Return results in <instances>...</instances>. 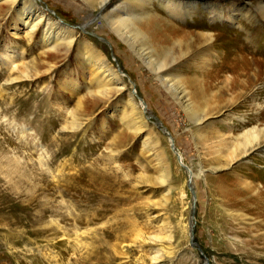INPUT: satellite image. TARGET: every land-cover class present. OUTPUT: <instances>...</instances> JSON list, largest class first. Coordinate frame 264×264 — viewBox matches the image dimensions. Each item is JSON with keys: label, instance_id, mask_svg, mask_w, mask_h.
<instances>
[{"label": "rangeland", "instance_id": "rangeland-1", "mask_svg": "<svg viewBox=\"0 0 264 264\" xmlns=\"http://www.w3.org/2000/svg\"><path fill=\"white\" fill-rule=\"evenodd\" d=\"M37 1L78 44L68 54L43 49L45 27L30 43L18 9L0 2V264H264V136L245 156L232 151L239 134L264 128V0L186 8L192 16L178 23L195 33L165 44L177 59L205 52L196 32H213L214 65L240 55L254 84L232 104L226 72L215 88L190 85L193 98L182 105L99 12ZM85 44L111 64V90H100L78 57ZM7 53L13 69L2 62ZM171 72L196 75L185 57ZM192 102L208 111L202 125ZM132 104L146 125L135 122ZM190 182L203 254L190 246Z\"/></svg>", "mask_w": 264, "mask_h": 264}, {"label": "bare ground", "instance_id": "bare-ground-1", "mask_svg": "<svg viewBox=\"0 0 264 264\" xmlns=\"http://www.w3.org/2000/svg\"><path fill=\"white\" fill-rule=\"evenodd\" d=\"M1 1L10 4L12 8L16 7L18 9L19 20L25 26L24 37L30 43L35 40L39 30L42 27H45L42 36L43 49L55 52L64 49L68 54L71 53L78 44V38L74 29H69L64 23L61 24L59 20L48 15L47 13L49 10H47V12L43 9V7L38 4L37 0H0V2ZM64 1L70 6L79 8L86 14L99 12L101 19L106 22L119 39L126 42L128 48L136 53L139 56V59L154 72L155 81L157 83L159 82L160 85L166 88L172 95L173 100L179 102L181 105L184 99H187L189 102L191 98H193V92L189 91L190 85H193L194 87L205 85L204 87L208 89L215 88L213 80L217 77L224 78V73L226 72H231V75L224 79L227 80L230 85L228 87L234 95L231 99L232 104H236V101L243 96V91L246 92L253 87L254 82L244 78L248 75V69L246 67L247 62L244 57L236 55L235 57H230L226 62L214 65V62L212 61L213 48L216 46L219 47L220 42L217 41L216 34L213 32H196L199 37L206 40L204 41L207 44V50L200 55L191 58H188L186 53L177 59V56L172 49L165 45L168 41L174 38L186 35L192 36V34L195 33L188 31L190 29H185L180 23H178L179 21H183L185 16H192V13L188 11L184 13L186 8L196 7L201 1L204 4H210L211 8L216 7L218 9L222 0H213V4L210 3V0H121V5H119L118 9L116 8L114 11H109V4H111L113 0ZM156 5H159L161 10L159 13L161 15L154 12V7H156ZM258 10H264V1L259 4ZM211 13L214 14L213 12ZM214 15L215 19H221L219 13ZM175 41H177V39L174 40L175 46L179 47L182 45L183 40L178 42ZM77 55L92 69V79L98 83V88H100V90L106 88L111 90L114 83L109 77L115 74L111 64H109L105 58L104 52L91 45L85 44L78 48ZM184 57L187 59V63H191L192 68L196 72V75L189 80L188 78H185L184 76V78H182L180 75H176L173 72L169 75L170 68L179 63V60ZM13 60L14 55L8 53L4 55L2 54V62L5 63L8 68H12L15 65ZM133 106L132 117L135 122L140 123V126L146 125L142 112L138 111L135 105ZM187 109H189L192 117L195 118L196 124H204L205 118L208 117L207 110H198L193 102L188 105ZM238 119L241 120V123H244V119L241 117ZM263 136L264 128L259 129L254 127L245 130L236 138L234 150H232L234 155L239 151H241L242 156L247 155L250 149H255L261 145ZM172 142L175 145V142L172 139L171 146ZM174 153L176 156L179 154L183 162V157L177 151V148ZM188 170L190 172V168ZM224 194L226 196L231 195L228 190L225 191Z\"/></svg>", "mask_w": 264, "mask_h": 264}, {"label": "water", "instance_id": "water-1", "mask_svg": "<svg viewBox=\"0 0 264 264\" xmlns=\"http://www.w3.org/2000/svg\"><path fill=\"white\" fill-rule=\"evenodd\" d=\"M157 125L162 129V125L159 121H157ZM164 131V129H162ZM169 137H170V141H172V137L169 133L166 132V130L164 131ZM172 149L176 152V148H175V145L174 143L172 142ZM177 158H178V161L179 163L184 166L187 170H188V167H186L183 162H182V159H181V156L179 154H177ZM189 171V170H188ZM190 189L192 191V195H193V200H192V211H191V220H190V246L192 248H196L198 249L202 254H203V251L202 249L199 247V245L195 242V212H196V192L194 190V187L193 185L191 184L190 182ZM205 264H210L209 263V260L206 258V261H205Z\"/></svg>", "mask_w": 264, "mask_h": 264}]
</instances>
